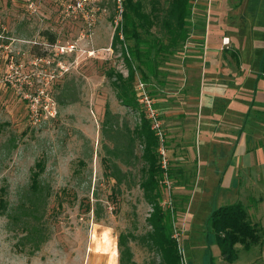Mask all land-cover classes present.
<instances>
[{
    "label": "rangeland",
    "instance_id": "rangeland-1",
    "mask_svg": "<svg viewBox=\"0 0 264 264\" xmlns=\"http://www.w3.org/2000/svg\"><path fill=\"white\" fill-rule=\"evenodd\" d=\"M115 1L0 0V189L5 187L15 204L41 162L42 177L53 190L44 218L46 240L35 253L22 226L0 214V264H120L122 233L134 235L129 241L134 264H161L144 241L153 210L139 185L143 161L132 167L118 162L131 171L121 184L109 176L105 145L113 144L105 132L106 110L131 127L139 120V113L118 99L108 75L111 69L128 74L120 46L109 49L122 13L120 0L118 6ZM237 1H229V7ZM246 1L244 10L228 12L225 0H193L192 24L205 30V56L202 53L200 61L205 58L206 64L203 73L201 66L190 70V77L205 96L208 91H242L248 117L254 120L245 128L247 147L253 163L259 164L264 163V111L253 101L255 91L264 92L259 76L264 0ZM223 34L230 36L244 61L238 72L226 77L230 87L223 81L209 82L221 78L218 54ZM67 43H75L78 50L52 56L53 49ZM90 49L96 54L90 55ZM232 54L226 50L229 60ZM139 79L140 75L136 83ZM223 114L221 100L196 116L185 145L191 160L175 159L171 152V193L161 184L172 206L160 204L170 212L173 233L180 228L181 264H264V174L256 168L244 170L245 159L233 154L241 127L221 134L223 127H217ZM205 133L213 135L209 142ZM217 150L219 155L211 156ZM136 153L142 154L139 144ZM236 202L248 207L261 240L250 250L237 244L239 258L229 262L208 231V220L216 207Z\"/></svg>",
    "mask_w": 264,
    "mask_h": 264
},
{
    "label": "trees",
    "instance_id": "trees-1",
    "mask_svg": "<svg viewBox=\"0 0 264 264\" xmlns=\"http://www.w3.org/2000/svg\"><path fill=\"white\" fill-rule=\"evenodd\" d=\"M115 2L118 6V1ZM239 2L241 0L236 5ZM120 5L121 19L116 26L112 47L118 50L119 45L122 49L128 74L111 69L108 75L118 99L134 113H139V120L131 127L128 121L121 123L119 115L111 109L106 110L105 132L113 144L105 145L110 156L109 176L121 184L128 180L131 171L123 170L118 162L132 167L136 161H143L139 185L153 210L147 218L151 229L144 236V241L149 249L160 256L161 264H181L179 240L174 237L170 212L161 205L164 193L158 155L159 140L151 128L150 120L140 108L135 83L140 75L151 86L149 88L154 96L158 87L170 82L172 60L183 55L184 46L194 31V4L193 0H120ZM154 28H157V32ZM50 40L54 42L55 36L50 37ZM233 55L237 56L234 52ZM259 76L264 80V50ZM66 95L71 98L73 93L68 91ZM138 144L142 148L140 156L136 153ZM38 166L39 169L32 172L27 187L19 192L15 204L11 202L6 188L0 189V214L8 215L13 222L22 226L25 238L31 243L32 253L46 240L44 218L53 195L51 185L42 177V163L39 162ZM170 173L173 174L172 169ZM208 231L215 235L222 255L229 262L239 258L237 244L250 250L261 240L258 228L249 216L248 207L242 202L223 204L213 209L208 220ZM132 237V233L119 236L120 264H134V253L129 244Z\"/></svg>",
    "mask_w": 264,
    "mask_h": 264
},
{
    "label": "crops",
    "instance_id": "crops-1",
    "mask_svg": "<svg viewBox=\"0 0 264 264\" xmlns=\"http://www.w3.org/2000/svg\"><path fill=\"white\" fill-rule=\"evenodd\" d=\"M227 9H245L246 0H241L233 8L229 7L231 0H225ZM238 2V1H237ZM248 6V3H247ZM205 30L201 28H194L191 38L188 40L189 48L183 50V55L180 57L178 65L172 64L170 71L172 73L170 82L163 86L158 87L157 91H154V96L160 107L164 126L167 130L168 140L170 144L169 154L173 155V158L184 161L191 160L188 157L189 149L185 147L187 139L189 137L188 129L193 125L196 116L200 113L204 115L210 106L213 107L214 102L219 104L222 100L224 105L222 121L217 128H221L220 132L226 131V129L235 127L236 125L240 128L238 140L234 141L233 154L242 156L245 160L242 167L244 170H253L256 168V172L263 173L264 163L255 164L252 161L251 149L247 147V133L245 132L248 121H254L248 117L247 113V101L246 97L242 96V91H208L207 96L204 95V91H201L197 86L195 80L190 77V70L196 71L202 67V73L204 72L205 58L200 61V56L205 54V43L203 46V40L205 39ZM228 38L229 43L224 44L223 39ZM205 41V40H204ZM227 39L225 40V42ZM218 54L219 68H221V78L212 77L210 84L218 85L223 81V84L230 87L228 82V76H231L238 72V67L244 65V61L241 59V54L236 50V46L232 44V39L227 34L222 35ZM256 45V44H255ZM258 48V45H257ZM204 49V52H203ZM231 49L232 52L236 53V58L232 54V60H229L230 55H225L226 50ZM205 56V55H204ZM240 77V72L237 74ZM227 77V78H226ZM216 78V79H213ZM221 79V81H219ZM255 91L253 104L256 105V109L264 111V92L257 93ZM239 100L234 106V102ZM241 100V102H240ZM247 100V99H246ZM211 103V105L209 104ZM261 103V104H260ZM243 105V108L241 106ZM216 108V107H215ZM224 120V121H223ZM257 128L259 126H256ZM221 132V134H222ZM211 133V132H210ZM220 134V135H221ZM212 134L205 133V140L209 142ZM217 152H212L211 156L219 155ZM221 155V154H220ZM171 159V157H170ZM199 156H197V161ZM258 168V169H257ZM239 174V173H238ZM244 181V180H243ZM220 183V181H219ZM237 183V182H236Z\"/></svg>",
    "mask_w": 264,
    "mask_h": 264
},
{
    "label": "built area",
    "instance_id": "built-area-1",
    "mask_svg": "<svg viewBox=\"0 0 264 264\" xmlns=\"http://www.w3.org/2000/svg\"><path fill=\"white\" fill-rule=\"evenodd\" d=\"M226 39L227 41L225 42ZM223 43L228 44L229 43L228 38L223 39ZM78 48L79 47L75 43L62 44V45H58L56 51H54L53 49L51 51V54L53 57H62V56L67 55L68 53L76 52ZM111 48L113 47L111 46L109 49L111 50ZM184 48L185 49L189 48L188 41L186 42ZM89 54L95 55L96 51L94 49H90ZM136 90L138 93V98L141 104V108L145 112L147 118L150 120L151 128L154 130L159 140L158 155H159V161H160L162 174H163V180L161 181V183L166 187L169 193H171L172 180L169 176L171 159H170V154H169L167 132L164 126L163 119L161 117L159 105L157 103L156 98L151 93L149 84L144 82L142 79H139L138 82L136 83ZM163 202L164 204L169 203L170 207L172 206L171 197L169 198V201L164 198V200L162 201V204ZM178 229L176 227V231L174 233V237L177 240H179ZM179 250L182 253L180 244H179Z\"/></svg>",
    "mask_w": 264,
    "mask_h": 264
}]
</instances>
